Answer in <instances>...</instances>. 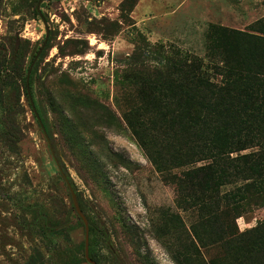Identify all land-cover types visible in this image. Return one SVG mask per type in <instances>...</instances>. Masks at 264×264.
<instances>
[{
	"label": "rangeland",
	"instance_id": "374dc122",
	"mask_svg": "<svg viewBox=\"0 0 264 264\" xmlns=\"http://www.w3.org/2000/svg\"><path fill=\"white\" fill-rule=\"evenodd\" d=\"M122 1L41 2L50 45L37 59V93L54 137L48 141L23 88L15 103H0V264H60L57 254L63 249L84 257L80 244L85 228L78 224L50 143L99 229L96 264H177L176 251L191 249L198 208L184 204L177 186L165 181L128 126L125 114L140 95L124 72L165 57L179 58L219 81L232 32L251 30L264 17V0H138L124 17ZM35 8L36 0H0V43L8 59L19 42L24 66L47 32ZM82 97L99 101L120 121L101 120L95 104H84ZM7 130L20 140L11 139ZM235 189L234 184L223 185L219 195ZM262 201L222 208L244 231L264 220ZM38 211L53 221L69 216L71 228L50 235ZM198 245L205 261L224 255L219 243Z\"/></svg>",
	"mask_w": 264,
	"mask_h": 264
},
{
	"label": "trees",
	"instance_id": "16d2710c",
	"mask_svg": "<svg viewBox=\"0 0 264 264\" xmlns=\"http://www.w3.org/2000/svg\"><path fill=\"white\" fill-rule=\"evenodd\" d=\"M40 1L36 0L38 15H41ZM137 1H122L123 17L133 10ZM19 44L16 43L12 56L7 59L6 49L0 43V103L6 99L15 103L23 88L32 108L30 97L33 100L37 120L52 139L48 114L37 93L39 60L31 68L32 57L24 66ZM46 45H50V40ZM224 56L223 65L218 68L219 81L199 65L179 58L165 57L154 65L142 63L124 72L125 79L137 87L140 95L138 104L125 114L128 126L165 181L172 180L177 186L184 204L198 208L199 218L191 226V249L176 251L177 264H264V220L239 231L228 211L222 208L264 200V17L251 30H234ZM13 64L18 67L14 68ZM15 79L22 83L18 84ZM9 84L15 85L10 88ZM81 101L86 105L95 104L99 118L108 124L116 125L120 121L113 110L99 101L92 103L86 97ZM7 135L20 140L14 132L7 130ZM251 149L254 150L245 152ZM199 162L204 163L182 173L174 172ZM228 184H234L236 189L220 197L221 186ZM65 185L68 186L66 182ZM77 199L89 222V258L97 260L99 229L82 199ZM72 207L75 209L73 198ZM37 213L44 231L50 235L65 234L71 228L69 216L53 221L42 211ZM78 224L85 228L79 214ZM197 242L202 247L219 243L223 257L205 261ZM80 248L84 257L78 259L68 250H61L57 254L60 264L88 261L85 240ZM107 248L114 253L108 244Z\"/></svg>",
	"mask_w": 264,
	"mask_h": 264
},
{
	"label": "water",
	"instance_id": "95a60500",
	"mask_svg": "<svg viewBox=\"0 0 264 264\" xmlns=\"http://www.w3.org/2000/svg\"><path fill=\"white\" fill-rule=\"evenodd\" d=\"M40 5H41V1L39 3V10H40ZM41 15H42V12H41ZM42 17H43V15H42ZM43 19H44L45 25L47 27V32H46V36H45V38L43 40V43H42L41 47H39L40 46V41H38L35 44V46H34V48L32 50V57H34V61L31 64V68L33 67L34 63L38 59V57L41 54L43 48L46 46V44L48 42V39H49V36H50L48 23H47V21L45 20L44 17H43ZM30 71H31V69L29 70L28 75L30 74ZM64 176H65V174H64ZM66 181H67V183L69 185V189H70L71 194H72L74 206L76 207L77 212L82 217V219H83V221L85 223V231H86V236H85L86 248H85V252H86V256L89 257V232H90L89 222H88L87 217L85 216L84 212L82 211V209H81V207L79 205L78 199L76 197V193H75L74 189L72 188L71 183L69 182V180L67 178H66Z\"/></svg>",
	"mask_w": 264,
	"mask_h": 264
},
{
	"label": "flooded vegetation",
	"instance_id": "af4514ba",
	"mask_svg": "<svg viewBox=\"0 0 264 264\" xmlns=\"http://www.w3.org/2000/svg\"><path fill=\"white\" fill-rule=\"evenodd\" d=\"M30 101H31V103H32V105H33V108H34V103H33V100H32V98L30 97ZM35 109V108H34ZM35 111V110H34ZM41 126H42V129H43V131H44V133H45V135H46V137H47V139H48V141H50V138L47 136V134H46V130L44 129V127H43V125H42V123H41ZM50 148H51V151H52V153H53V156H54V160H55V162H56V164H57V166H58V170L61 172V174H62V176H63V178L65 179V181H66V178H67V176H66V174L64 173V171H63V169H62V167H61V165H60V163H59V161H58V158L55 156V154H54V151H53V145H51V143H50ZM64 174H65V176H64ZM68 179V178H67ZM66 183H67V181H66ZM68 184V183H67ZM68 187H69V185H68ZM75 207V206H74ZM75 209H76V207H75ZM76 211H77V209H76ZM78 213V212H77ZM79 214V213H78ZM81 217V216H80ZM82 218V217H81ZM86 232V231H85ZM89 238H90V232H89ZM86 253V252H85ZM87 257V256H86ZM88 261L89 262H91V263H93V264H96V262H95V260L94 259H92L91 257L89 258L88 257Z\"/></svg>",
	"mask_w": 264,
	"mask_h": 264
}]
</instances>
